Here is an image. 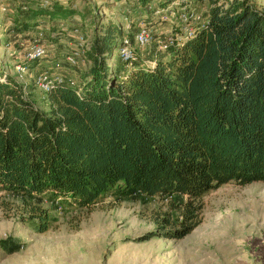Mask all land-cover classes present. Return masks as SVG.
I'll return each mask as SVG.
<instances>
[{"label": "trees", "instance_id": "16d2710c", "mask_svg": "<svg viewBox=\"0 0 264 264\" xmlns=\"http://www.w3.org/2000/svg\"><path fill=\"white\" fill-rule=\"evenodd\" d=\"M115 1L133 15L178 5ZM46 2L18 7L10 20L14 29L22 34L48 20L54 32L77 14L74 5ZM260 2L209 0L206 23L151 65L137 55L113 65L132 35L92 11L93 40L85 51L90 68L80 84L64 79L42 95L46 109L32 94L34 84L0 69V192L50 191L80 208L107 196H177L171 211L178 217L164 218L165 231L156 236L181 240L201 224L211 192L227 184L264 183ZM29 217L40 232L49 228L42 209L33 208Z\"/></svg>", "mask_w": 264, "mask_h": 264}, {"label": "rangeland", "instance_id": "374dc122", "mask_svg": "<svg viewBox=\"0 0 264 264\" xmlns=\"http://www.w3.org/2000/svg\"><path fill=\"white\" fill-rule=\"evenodd\" d=\"M46 1L55 0H0V69L25 85L34 84L32 94L45 109V93L36 87L42 73L59 74L78 85L81 74L90 68L83 51L93 40L92 11L123 24L130 38L143 27L150 29L153 43L144 48L134 44V50L151 65L169 55V50L158 49V41L185 40L206 23L209 9V0H177L175 9L133 15L124 2L115 0H61L74 5L77 14L54 32L46 20L39 28L19 34L10 21L16 9ZM260 3L264 8V0ZM189 9L195 19L182 23L179 18ZM35 42L45 45L47 55L26 64L25 55ZM75 53L77 63L71 65L67 58ZM113 58V65L121 61L118 53ZM22 63L27 72L21 76L16 66ZM177 199L107 196L90 208H80L50 191L33 196L0 192V264H264L263 182L221 186L204 198L201 224L192 233L181 240L156 236L165 231H161L164 218L178 217L171 211V202ZM33 208L49 215L46 231L40 232L29 220Z\"/></svg>", "mask_w": 264, "mask_h": 264}, {"label": "built area", "instance_id": "2783aa9c", "mask_svg": "<svg viewBox=\"0 0 264 264\" xmlns=\"http://www.w3.org/2000/svg\"><path fill=\"white\" fill-rule=\"evenodd\" d=\"M47 4V2H46ZM157 14H162V11H157ZM162 19L164 21L168 20V16H163ZM180 21L182 23H189V21L195 19L194 14L190 13H184L180 16ZM185 30L188 32V28L185 27ZM81 39V47L85 45V41L83 37ZM154 41V38L152 36V32L150 29L143 27L141 30L135 35L134 37V42L130 38L124 39L122 42L119 51H118V56L121 59L122 62H128L131 60L136 59V53L134 50V44H137L140 47H148L150 46ZM174 40L172 38H169L167 40H161L158 41V49L160 51H165L168 50L170 46H172ZM85 52V51H83ZM47 55V49L45 45L41 44L40 42H35L32 46L31 49L28 51V53L25 55L24 61L26 64L29 63H34L39 60H42L46 57ZM78 53L73 54L72 56H69L67 58V61L71 65H75L77 63V57ZM25 63L19 64L16 66V68L19 70L21 76L27 72V66ZM65 80L64 78L59 75V74H49V73H42L36 81V86L45 94L51 91V89L56 85V84H61ZM73 84V81H72Z\"/></svg>", "mask_w": 264, "mask_h": 264}]
</instances>
